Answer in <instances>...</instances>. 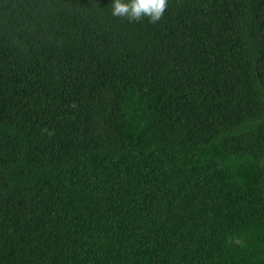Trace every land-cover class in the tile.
<instances>
[{
    "label": "trees",
    "instance_id": "16d2710c",
    "mask_svg": "<svg viewBox=\"0 0 264 264\" xmlns=\"http://www.w3.org/2000/svg\"><path fill=\"white\" fill-rule=\"evenodd\" d=\"M0 0V264H264V0Z\"/></svg>",
    "mask_w": 264,
    "mask_h": 264
},
{
    "label": "clouds",
    "instance_id": "9594fccd",
    "mask_svg": "<svg viewBox=\"0 0 264 264\" xmlns=\"http://www.w3.org/2000/svg\"><path fill=\"white\" fill-rule=\"evenodd\" d=\"M168 7V0H112V15L127 18L130 22L145 19L152 24L158 23Z\"/></svg>",
    "mask_w": 264,
    "mask_h": 264
}]
</instances>
